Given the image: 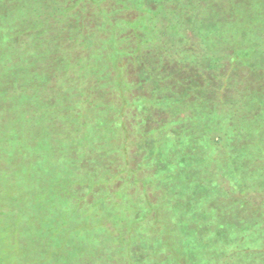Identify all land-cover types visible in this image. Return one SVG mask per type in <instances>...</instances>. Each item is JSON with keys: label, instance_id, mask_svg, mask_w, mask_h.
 <instances>
[{"label": "rangeland", "instance_id": "obj_1", "mask_svg": "<svg viewBox=\"0 0 264 264\" xmlns=\"http://www.w3.org/2000/svg\"><path fill=\"white\" fill-rule=\"evenodd\" d=\"M190 1L191 4L195 5L196 3L197 5L196 8H192L191 14L196 15L197 18L201 16L199 18L201 22L197 19L198 30H205L204 33L210 38H204L205 44L212 42L214 49H219L230 43L241 47L240 50H244L245 54L251 55V52H255V59H264V0H249V5L243 7L238 4L236 9L224 8L225 0L216 1L217 5L219 3L218 8L213 6L208 8L206 6L208 0ZM211 2L213 1L211 0ZM35 3L41 4L42 0H37ZM197 3L202 4L198 7ZM43 4L46 9L44 13H48V11L53 13L54 8L62 9V7H57L55 0H44ZM100 4L98 6L93 1L82 2L78 7L68 11L64 21L61 17L50 18V21L55 24L52 31L55 27L61 28V31L63 28L70 30V33L82 31L80 43L74 42L75 35H72L71 39L67 38V41L64 42L66 44L63 45V53L59 57L66 59L69 63L64 66L63 70L54 72L53 82L48 83L40 90L32 93L27 92L26 98L21 100V97L12 96L13 93L0 95V105L12 102L11 106H0L4 107L0 109V264H104L105 257L106 260L109 259L110 264L111 262L112 264H160L157 260V263L153 261L152 257L155 256L153 253L155 246H162V244L152 243L150 241L153 238L152 235L146 233L150 232V226L154 223L150 221L155 219L154 215L150 214L149 222L147 218L146 220L143 218L141 222L146 229L137 234L138 244L131 252L133 262L128 259L129 252L127 251L128 248L130 250L132 244L136 243L131 233L122 232L126 245L123 246L124 249H118L116 248L117 240H121L119 238L122 235H117V231L111 229L112 232L109 234H113V236L109 237L107 233H104V230L90 232L82 228L80 221L84 214L74 210L75 208L72 207L74 203L66 201L68 189H70L67 183L70 169L66 162L63 163L61 157H57V166L53 165L55 161L51 162L50 158L54 149L45 146L55 139L61 145L62 139H68V136H71L67 134L66 125L72 122L73 115L72 112L66 116L57 114L51 109L52 104H47V107L41 102L44 95L51 96V99L56 101L54 107L58 109L61 106H76L71 109L78 111L84 106L82 110L85 113L92 110L90 113L94 116L91 120L93 125L98 123L101 118L99 106H108L109 111L112 112L111 109H114V106H138L144 102L149 106L152 103V106L156 108L163 106L164 119L160 118L157 121L160 123L163 121L170 124L184 118L185 116L179 113L182 107L188 109L189 106H199L202 109H193L195 112L187 114L184 119L189 126L194 127L193 125L202 123L211 124L216 120L227 124L228 135L224 139V143H232L229 148H235L234 155L225 153L220 159L215 157L213 161H217L216 165L213 168L204 169L206 171L204 180H207L210 183V189L214 190H206V185L199 182L200 172L196 169V165H201L198 163L203 159L201 157L195 156L194 168L186 171L180 170L176 176L173 164L169 163L168 166L162 168V172L167 170L166 177L168 179L164 181H167L165 183L168 186V192L171 191L169 187L176 190L175 194L169 193L167 201L174 203L177 222L181 217V211L186 212L187 210V216L191 217L192 212L196 217L201 212L206 218L199 217V219L193 220L194 229L186 233L188 242L185 247H182L180 234L177 229H173L174 222L164 212L165 208L169 206L162 196L165 185L159 183L157 188H152L150 197L153 201H151L160 205L164 212L163 218L167 220L166 223L170 227L173 226L172 230L175 231L172 233L164 231L157 235L156 238H160L162 243L165 242V238L168 242H172L171 248L165 249L169 252L160 254L159 258L161 264H181L179 262L181 253L185 257H182L184 259L182 264H264V64H262L263 68L255 73L263 74L262 78L255 77L258 80L256 81L253 76L247 77V84L246 79L242 80L241 77L248 71L239 68V79L241 80L235 89L240 88L245 91L240 94V97L237 96L238 104L230 107L227 106V103L231 99L229 91L232 93V89L226 91L227 77L225 74H217L216 77L210 75L208 80L205 76L208 75L207 73L199 74L197 76L200 78L198 79L199 87H197L199 89L197 90L200 92L196 90L197 92L192 95L179 93L173 95L164 91L162 86L158 85V81L150 82V84L143 81L138 83L135 75L137 67H134L131 59L126 65V78L134 86L131 91L121 72L114 70L109 74L101 70L102 75L96 73L93 78L108 77L107 87L97 86L96 91L99 94L92 95L93 86H89L90 82H87L86 79L91 71L86 68L81 69L82 59H87L99 38L104 40L108 37L106 44L111 46V50L104 59L105 61L107 59L110 65L114 62L115 53L113 47L115 39L113 41L112 38L115 29L112 31L110 29L108 32L110 37L106 36L103 32L106 24L102 19L103 15L100 14V10L105 12L109 8L106 7V1H102ZM209 5L212 4L209 3ZM226 7H229L228 4ZM235 11L236 14H234ZM135 15L134 10L129 12L131 19ZM43 16L45 15L43 14ZM59 20L62 21L59 23ZM164 23L165 20L160 22V24ZM145 33L139 32V35L142 36ZM184 34L188 37L186 49L201 51L195 45L196 39L193 38L191 29L187 27ZM148 36L147 33L146 37ZM64 38L66 39L65 36ZM129 40L128 46L136 45L134 34ZM157 45L159 44L155 42L147 45L146 48H156ZM100 50L99 45L93 57L97 55L99 57ZM68 54L69 56H67ZM96 60L99 67L102 61L98 58ZM86 62L89 63V61ZM253 62L251 66L255 65L256 67V64L261 60ZM225 67L223 66L218 72L223 71ZM227 69L228 67H226ZM227 71L225 73L228 74ZM180 76H185V73H181ZM180 76L175 77L180 78ZM146 77L148 78V75ZM150 77L158 76L153 74ZM182 82L180 79L174 81L175 85L185 87V82ZM195 84V79L190 81L191 87H194ZM178 90H180L179 87ZM35 93L38 95L35 96ZM55 94H59L61 98L58 95L54 97ZM106 94L110 95L105 102H101V95ZM237 98L233 96L232 100H237ZM192 100L195 101L194 105L191 104ZM166 106H170V111H165ZM135 119H132V122L140 120L138 117ZM57 125L59 126L56 127ZM107 125L111 127V121ZM110 131L107 135L114 138ZM75 135L89 138V134H85L81 129ZM40 143L45 146L43 151L37 148ZM223 147L226 150L225 144ZM91 157L87 156V159ZM130 162L132 167L135 160L132 158ZM156 165L164 166L160 163H156ZM155 168L157 169L156 166L151 168L152 172ZM72 170L77 171V168L74 167ZM119 179L120 181L115 179L110 184L112 191L116 190L121 181L127 179V176L122 174ZM142 186L144 187L143 183ZM182 186L187 188H182ZM143 187L140 188L142 193ZM219 188L220 196L216 194L217 196L214 197V201H218L217 204L209 206L200 203L198 206L204 207V209L197 212L191 199L198 197L195 203H199L206 191H208V196H213ZM132 192V189L122 191L121 202L124 203L123 207L127 210L126 215L132 214L133 211L137 212L136 209L132 211V202L125 200L126 195ZM94 197L101 202L100 206L102 207L100 208L103 209L106 204L101 201L100 194L96 191L93 196L85 195V201H92ZM142 197L144 195L141 194L140 198ZM183 205H186L187 208ZM138 209V213L134 212L133 218L135 219L145 216V211H141V208ZM182 214L186 215V213ZM96 218V216L91 217V220H96ZM196 226L208 228L201 230L195 228ZM200 236L202 237L201 242H199ZM111 240L113 241L110 242ZM220 242H224L227 246L219 247ZM206 243V246L202 245ZM94 252H98L99 258H90V254ZM185 261L187 262L185 263Z\"/></svg>", "mask_w": 264, "mask_h": 264}, {"label": "trees", "instance_id": "obj_2", "mask_svg": "<svg viewBox=\"0 0 264 264\" xmlns=\"http://www.w3.org/2000/svg\"><path fill=\"white\" fill-rule=\"evenodd\" d=\"M35 1L37 0H0V95L13 93L12 96L21 97V100L22 98H26L27 92L32 93L40 90L44 86H47L48 83L53 82L54 72L63 70L64 66L69 63L66 59L59 57L63 53L62 48L66 44L64 42L67 41V38L71 39V36L75 35L76 40L74 42L80 43V40H82V31L78 30L70 33V30L63 28L61 31V28L57 29V27H55L57 30L54 28L52 31V27L55 24L50 21V18H54L55 16L61 17L63 20L66 18L69 10L78 7L82 2L86 1H93L98 6L101 5L100 3L102 1H106V7L109 10L103 12L99 8L100 14L103 15L102 19L106 24L103 32L106 36H109L110 34L108 32L110 29L111 31L115 29L114 37H112L113 41L115 39V43L113 42L115 53L114 62L111 64L113 65L112 67H110L109 61L107 59L105 61L104 59L111 50V46L106 44L108 37L104 40L99 38L97 43L94 44L93 52L91 51L87 59H82L81 61V69L86 68L91 71L86 76V79L87 82H90L89 86H93L91 90L92 95H98L99 93L96 91L97 86L106 88L109 81L108 77L104 78L99 76V79H95L93 75H96V73L102 75L101 73L105 71L110 74L114 70L121 72L124 76V81H126L127 86H130L129 89L131 91L134 86L126 78V65L130 59L133 60L134 67H137L135 75L138 83L143 81L150 84V82L158 81V85L162 86L164 91L173 95L177 93L192 95L199 91L197 90L199 89L197 88L199 87L198 79L200 78H197L199 74L207 73L208 75H205L207 80L210 75L216 77L217 74H225L227 77L226 91L232 89V93L229 91L231 95V99L227 103L229 107L238 104L237 96L240 97V94H243V91H245V89H235L240 84L241 79L244 80L252 76L254 78H262L263 75L259 73L258 75L255 74L257 70L263 68L262 64H264V59L254 58L255 52H251V55L249 53L245 54L244 50H240L241 47H236L230 43V45H223L219 49H214L212 42L210 44L204 43V38L208 37L204 33L205 30H198L199 27L197 24L201 16L197 18L196 15L191 14L192 8H196L197 5L195 2V5L191 4L192 2L190 0H55L57 7H62V9L54 8L53 13L49 11L48 13H44L46 10L43 6L44 0L38 5ZM198 1L203 2V0ZM212 1L214 3L208 0L206 6L208 8L209 6L218 8L219 3L218 5L216 3L218 0ZM209 3L212 5H209ZM197 4L199 7L202 3ZM227 4L229 7H226ZM238 4L246 7L249 5V0H225L224 8L236 9ZM131 10H134L136 14L133 19L129 17ZM236 13L235 11L234 14ZM164 20L165 23L160 24ZM200 20L199 22H201ZM61 21L59 20V23ZM187 27L191 29L193 38L196 39L195 45L201 51L186 49L185 45H187L188 37H186L184 32L187 30ZM139 32L146 33L140 36L141 34L139 35ZM131 33L134 34L136 39V45L133 47L128 46L129 39L132 37ZM147 33L149 35L148 37H146ZM162 34L163 36H161ZM164 38H166L165 41H163ZM155 42L159 44L156 48H146L147 45L149 46V44H154ZM98 43L101 48L99 57L98 55L93 57L94 52L99 46ZM166 44L170 45L167 46ZM97 58L102 61L99 67L96 62ZM254 60H261V62L257 63L256 67L255 65L251 66ZM86 61H89V63ZM62 65L63 67H61ZM223 66L228 67V71L225 67L223 71L218 72ZM239 68L248 71L241 79H239ZM183 72L185 76H180ZM153 74H157L158 77L151 78L150 76ZM147 75L148 78L146 77ZM173 75L180 76V78ZM172 78L175 80L180 79L183 81L182 83L185 82L184 84L186 85L181 84L185 87L175 85V80ZM194 79L196 84L194 87H191L190 81ZM71 81L74 82L72 79ZM247 81L248 79L245 80L246 84ZM256 81L258 80L256 79ZM178 87L180 90H178ZM36 93L35 96L38 95ZM229 94L227 93V96ZM56 95L59 97V94H55L54 97ZM108 95L110 94L101 95V102H105ZM233 96L237 100H232ZM44 97L41 99V102L47 107V104H52L50 107L57 114L66 116L72 112L73 115L72 119L74 120L71 119L72 122L66 125L68 128V130L66 129L67 134L71 136H68V139H62L60 141L61 145L55 139V141L52 140V142L47 143L45 146L47 148L50 146V148L54 149L52 157L50 158L51 162L52 160L55 161L53 165L58 163L57 157H61L63 163L66 162L68 169H70L67 176V183L70 186L67 196L69 198L66 197V201L72 204L74 203L72 205L75 208L74 210L84 214V217L80 221V224L83 226L82 228L90 232L104 230V233H107L109 237L113 236V234H109L112 232L111 229L117 231V235H122L119 238L121 240H117L116 248L118 249H124L123 246L126 245L123 233H131L136 243L132 244L130 250L128 248L127 251L129 252L128 259H131L133 262L131 252L138 244L137 234L146 229L141 222L143 218L145 220L146 218L148 219L150 214L154 215L155 219L150 221L154 223L150 226V232L146 233L152 235L153 238L150 239L152 243L158 242L159 245L160 243L162 244V246H155L153 250L155 256L152 257L153 261L156 262L157 260L161 264L159 255L169 252L165 249L171 248L172 242H168L165 238V242L162 243V240L156 237L164 231L170 233L175 232L172 230L173 226L170 227L166 223L167 220L162 216L166 212L167 217L171 218L174 222L173 229H177L180 234V241L183 243L182 247H185L188 242V235L186 233L194 229L192 226L193 220L196 218L199 219V217L201 219L206 218L200 212L204 207L198 206V204L203 203L211 206L218 202L214 201V197L217 195L220 196V188L217 189L213 196L207 195L210 189V183L204 180L206 177L204 175L206 173L204 169L207 167L213 168L216 165L217 161H213L215 157L220 159L225 153L234 155L235 148L230 149L232 143H224V139L228 135L227 124L216 120L212 121L211 124L202 123L193 125L194 127L189 126L188 123H185L184 119L187 117V114L190 115V113L195 112L193 109H202L199 106H189L188 109L187 107H182L179 113H182L185 116L184 118L182 117L178 121L175 120L170 124L164 123L163 121L160 123L157 121L163 118V106L156 105V108L152 106V103L149 106L144 102L138 106H114V109H111L113 113L109 111L108 106H99L101 118L98 123L93 125L91 120L94 116L90 113L92 110L85 113L82 110L84 106L79 108L78 111L71 109L76 106H61L58 109L54 107L56 106V101L54 99L52 100L51 96L46 97L44 95ZM116 97L119 99L117 95ZM194 102L192 100L191 104L194 105ZM11 105L12 102H8L5 104L1 103L0 106ZM3 108L0 107V109ZM165 111H170V106H166ZM135 117L140 118V120L138 122H132V119H135ZM109 121H111V127L107 125ZM80 129L85 134L88 133L89 138L85 136H80L81 138L77 137L75 133L79 132ZM109 130H111L110 133H113L114 138L107 135L109 134ZM61 135L63 136V134ZM224 144L226 150L223 147ZM45 146H43V143H40L37 145V148L43 151ZM87 156L92 157L87 159ZM195 156L203 158L201 162L196 160L201 164L200 166L196 165V169L200 172L199 182L205 184L207 187L206 190L208 191H206L203 199L199 203H195L198 197L191 199V202L197 208V212L200 213L195 217L191 212V218L187 216L188 210L186 212L181 211V217L180 219L178 218L180 222H177L175 217L176 213L174 212L176 210L173 207L174 203L167 201L169 193L175 194L176 190H173V187H169L171 191L168 192V186L165 183L167 181H164L168 179L166 177L167 170L162 172V168L168 166L169 163L173 164L175 166L174 174L176 176L180 170L186 171L194 168ZM132 158L135 160V163L133 162V166L131 167L130 161ZM156 163L163 164L164 166L159 167ZM154 166L157 169L155 168L152 172L151 168ZM74 167L77 168V171L72 170ZM122 174L124 176L126 175L127 179L122 180L120 186L112 191L110 184L115 179L120 181L119 176ZM159 183L165 185L162 196L167 204H169V206H165L164 212L158 203L152 202L153 200L150 197L152 188H157ZM142 187L144 190L143 193L140 191ZM182 188L186 189L187 187L182 186ZM127 189H132L133 192L126 195L125 200L127 199L132 202V211L135 209L137 211H133L129 215H126L127 210L123 207L124 203L121 202L122 191ZM95 191L100 194L101 201L106 204L103 209L100 208L102 207L100 206L101 202L96 197L92 201H85V195L90 194L93 196ZM141 194L144 197L140 198ZM184 207L187 208L186 205ZM138 208H141V211H145V216L135 219L133 218L134 212L135 214L138 213ZM182 213H186V215ZM90 216H96L97 218L96 220H91ZM94 224L95 226H93ZM195 228L207 230L208 227L196 226ZM169 237L168 239H170ZM201 239L202 237L200 236L199 242H201ZM202 245L206 246L207 243ZM218 246L225 248L227 244L220 242ZM97 254L98 252L91 253L90 258H99ZM180 256L179 262L182 264L184 262L182 258L184 255L180 253ZM103 261L105 262L104 264H110L109 259L106 260V257Z\"/></svg>", "mask_w": 264, "mask_h": 264}]
</instances>
